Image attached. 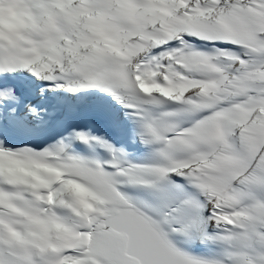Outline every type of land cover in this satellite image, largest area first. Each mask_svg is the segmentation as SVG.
<instances>
[{
  "label": "snow or ice",
  "instance_id": "1",
  "mask_svg": "<svg viewBox=\"0 0 264 264\" xmlns=\"http://www.w3.org/2000/svg\"><path fill=\"white\" fill-rule=\"evenodd\" d=\"M0 264H264V0H0Z\"/></svg>",
  "mask_w": 264,
  "mask_h": 264
}]
</instances>
